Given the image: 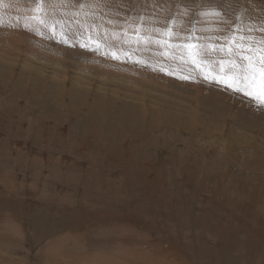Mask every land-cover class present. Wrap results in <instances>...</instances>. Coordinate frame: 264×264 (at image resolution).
Instances as JSON below:
<instances>
[{
  "label": "rangeland",
  "instance_id": "1",
  "mask_svg": "<svg viewBox=\"0 0 264 264\" xmlns=\"http://www.w3.org/2000/svg\"><path fill=\"white\" fill-rule=\"evenodd\" d=\"M32 7L0 0V264H264V107L167 75L154 46L113 59L37 34ZM212 8L223 17L201 15ZM93 11V35L140 15L198 35L264 25V0H102Z\"/></svg>",
  "mask_w": 264,
  "mask_h": 264
},
{
  "label": "snow or ice",
  "instance_id": "2",
  "mask_svg": "<svg viewBox=\"0 0 264 264\" xmlns=\"http://www.w3.org/2000/svg\"><path fill=\"white\" fill-rule=\"evenodd\" d=\"M31 3L30 20L38 25L35 29L37 34H43L40 31V27H43L49 29L52 37L58 36L59 42L69 43L71 39H76L80 47H91L92 50H99L103 45L113 59L130 58L136 52L153 51L154 46L156 54L172 62L171 67L159 68L167 75H175L180 80L199 76L208 84H215L233 95L241 96L257 107H264V25L235 23L228 29H204V32L215 35H198L195 26L186 33L179 31L183 22L178 23L175 17L161 28L156 27L150 17L140 15L125 21L127 26L120 32L112 31L109 34V30L104 29L103 33L96 31L93 35L92 30L98 26L89 24L87 17L96 15L93 9L100 7L102 0H89L87 3L78 0L75 5L72 0H31ZM73 6L78 10L73 13V17L57 18L60 9ZM85 9L84 20L75 18L79 11ZM187 13L185 9L184 15ZM201 15L223 17V13L215 8L201 12ZM28 26L25 24V27ZM113 39L120 47H113ZM123 45H128V49ZM136 62L143 61L137 59Z\"/></svg>",
  "mask_w": 264,
  "mask_h": 264
},
{
  "label": "bare ground",
  "instance_id": "3",
  "mask_svg": "<svg viewBox=\"0 0 264 264\" xmlns=\"http://www.w3.org/2000/svg\"><path fill=\"white\" fill-rule=\"evenodd\" d=\"M16 7H17V6H16ZM134 9H135V8H134ZM103 10H104V9H103ZM120 14H121V13H120ZM162 14H163V13H162ZM163 15H164V14H163ZM16 17H17V16H16ZM164 18H165V17H164ZM166 18H167V17H166ZM176 18H177V17H176ZM8 19H9V18H8ZM177 21H178V20H177ZM20 22H21V21H20ZM10 23H11V22H10ZM15 25H16V24H15ZM21 25H22V24H21ZM9 26H10V24H9ZM11 26H12V25H11ZM160 27H161V26H160ZM1 28H2V27H1ZM6 28H7V26H6ZM15 30H16V29H15ZM2 32H3V31H2ZM46 38H47V37H46ZM23 42H24V41H23ZM9 44H10V43H9ZM22 47H23V46H22ZM147 54H148V53H147ZM102 55H103V54H102ZM104 55H105V54H104ZM134 55H135V54H134ZM110 56H111V55H110ZM140 58H141V56H140ZM151 59H152V58H151ZM127 62H129V60H128ZM110 65H112V64H110ZM137 65H138V64H137ZM137 65H136V66H137ZM136 66H135V67H136ZM138 66H140V65H138ZM115 67H116V66H115ZM124 68H125V67H124ZM135 69H136V68H135ZM113 70H114V69H113ZM137 70H138V69H137ZM124 71H125V70H124ZM140 71H142V70H140ZM145 71H146V70H145ZM131 72H133V71H131ZM114 73H116V72H114ZM134 73H135V72H134ZM119 75H120V74H119ZM137 75H138V74H137ZM114 76H115V75H114ZM123 77H124V76H123ZM149 77H150V76H149ZM197 77H198V76H197ZM120 78H121V77H120ZM145 78H147V77L145 76ZM142 79H144V78H142ZM147 79H148V78H147ZM121 80H122V79H121ZM121 80H120V81H121ZM151 80H152V79H151ZM201 80H202V79H201ZM146 81H147V80H146ZM148 81H149V80H148ZM173 81H174V80H173ZM122 82H123V81H122ZM120 83H121V82H120ZM144 83H145V82H144ZM173 83H174V82H173ZM139 84H140V83H139ZM132 85H133V83H132ZM115 86H116V85H115ZM97 88H98V87H97ZM116 88H118V87H116ZM111 89H112V88H111ZM104 91H105V90H104ZM132 91H133V90H132ZM135 92H136V91H135ZM132 93H133V92H132ZM140 94H141V93H140ZM227 94H228V93H227ZM145 95H146V94H145ZM118 96H119V95H118ZM109 97H110V96H109ZM119 97H120V96H119ZM222 97H223V96H222ZM113 98H114V97H113ZM151 98H152V97H151ZM121 99H122V98H121ZM144 100H145V99H144ZM114 101H115V100H114ZM130 102H131V101H130ZM114 103H115V102H114ZM125 104H128V103H125ZM125 104H122V105H124V106L127 107V105H125ZM139 104H140V103H139ZM128 105H129V104H128ZM153 105H154V104H153ZM138 106L140 107V105H138ZM138 106H137V107H138ZM143 106H144V105H143ZM143 106H142V107H143ZM115 107H116V106H115ZM115 107H114V108H115ZM131 107H134V106L131 105ZM145 108H146V107H145ZM134 109H135V107H134ZM134 109H133V110H134ZM136 109H138V108H136ZM140 109H141V107H140ZM123 110H124V109H123ZM127 110H128V109H127ZM129 111H130V107H129ZM141 111H142V110H141ZM145 111H146V110H145ZM149 111H150V110H149ZM149 111H148V112H149ZM122 112L125 113V111H122ZM134 112H135V111H134ZM151 112H152V111H151ZM126 113L128 114L129 112H126ZM130 113H131V112H130ZM132 114H133V113H132ZM154 114H156V113H153L152 115H154ZM134 115H135V114H134ZM141 115H142V114H141ZM143 117H144V115H143ZM151 117H152V116H151ZM155 117H156V116H154V118H155ZM140 119H141V118H140ZM155 119H156V118H155ZM159 119H160V118H159ZM142 121H145V120H142V119H141V122H142ZM145 123H146V122H145ZM141 124H144V122H142ZM146 125H147V124H146ZM157 125H158V128H159V123H157ZM142 126H143V125H142ZM149 126H150V125H149ZM155 126H156V125H155ZM136 127H137V126H136ZM138 127H139V125H138ZM138 127H137V128H138ZM152 127H153V125H152ZM139 128H140V127H139ZM153 128H154V127H153ZM145 129H146V128H145ZM139 130H140V129H139ZM142 130L144 131L143 128H142ZM146 130L149 131V130H151V129H146ZM155 130H156V129H155ZM137 131H138V130H137ZM141 132H142V131H141ZM142 133H143V132H142ZM197 135H198V134H197ZM137 136H138V135H137ZM151 140H152V139H151ZM224 145H225V144H224ZM163 148H164V147H163ZM201 148H202V147H201ZM224 150H225V149H224ZM261 153H262V152H261ZM261 153H260V154H261ZM263 154H264V153H263ZM228 155H229V154H228ZM261 156H262V155H261ZM253 157H254V156H253ZM261 159H262V158H261ZM247 160H248V159H247ZM248 162H249V161H248ZM248 162H247V163H248ZM260 162H261V160H260ZM219 164H220V163H219ZM217 169H218V168H217ZM254 169H255V168H254ZM223 174H224V173H223ZM223 184H224V183H223ZM227 195H228V194H227ZM225 199H226V198H225ZM140 205H141V204H140ZM196 207H197V206H196ZM232 214H233V213H232ZM209 217H210V216H209ZM187 220H188V219H187ZM125 223H126V222H125ZM249 224H250V223H249ZM125 225H126V224H125ZM133 225H134V224H133ZM139 235H140V233H139ZM203 241H204V240H203ZM203 241H202V242H203ZM128 250H129V249H128ZM208 253H209V252H208ZM208 253H207V254H208ZM207 260H208V259H207Z\"/></svg>",
  "mask_w": 264,
  "mask_h": 264
}]
</instances>
